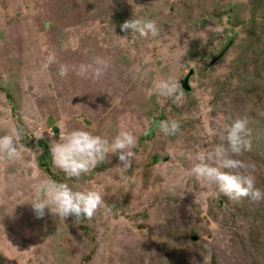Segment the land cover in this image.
<instances>
[{
  "label": "rangeland",
  "instance_id": "rangeland-1",
  "mask_svg": "<svg viewBox=\"0 0 264 264\" xmlns=\"http://www.w3.org/2000/svg\"><path fill=\"white\" fill-rule=\"evenodd\" d=\"M134 18L154 20L159 35L122 31ZM96 57L109 65L99 79L59 76L60 65ZM190 70V91L180 83L178 102L158 101L156 82ZM18 117L34 142L22 137L14 163L0 158V264H83L93 248L87 264L264 262V234L256 247L248 239L264 222V200H230L190 173L197 152L221 143L220 126L244 118L251 149L237 158L255 166L264 192V0H0V135L19 130ZM173 119L176 135L154 126L144 137L154 121ZM58 124L110 143L120 130L137 138L126 171L118 154L79 178L54 166L73 190L99 191L107 216L74 222L32 211L37 187L53 181L38 164L36 136L58 141Z\"/></svg>",
  "mask_w": 264,
  "mask_h": 264
},
{
  "label": "clouds",
  "instance_id": "clouds-1",
  "mask_svg": "<svg viewBox=\"0 0 264 264\" xmlns=\"http://www.w3.org/2000/svg\"><path fill=\"white\" fill-rule=\"evenodd\" d=\"M121 30L138 34L141 38L159 35V28L154 20L134 18L126 20ZM215 32L222 33L223 29L216 27ZM108 62L96 57L92 63L81 64L79 68L70 69L67 65H60L59 76L67 77L70 70L78 76L88 78L89 74L95 79L104 75ZM44 69L48 64L43 65ZM143 76L139 69L136 70ZM135 78V75H134ZM158 101L160 97L178 102L183 93L180 82L175 79H165L154 84ZM156 129L165 136H174L180 131L179 121L161 120L153 122ZM248 121L238 118L231 124L221 125L219 139L221 143L209 151H199L194 157L190 173L197 181L216 185L221 193L233 201L251 199L253 202L264 200V192L256 188V168L241 159L243 152L251 149L247 140L249 135ZM59 140L50 142V152L55 167L59 168L69 178H79L87 175L102 163L109 162L110 154H118L117 168L128 170L135 159L133 149L137 146V138L129 131L120 130L111 140L84 129L66 131L63 124H58ZM49 136L56 133L49 129ZM37 139L43 137L37 135ZM22 132L12 128L4 135H0V158L9 162H16L21 158L19 151ZM122 165V166H121ZM29 203L37 219H42L50 213L54 217L65 220L74 217V222L82 219L91 220L98 211L103 209L107 216L111 209L105 207L102 194L96 190L75 191L66 183L46 181L37 187L35 198Z\"/></svg>",
  "mask_w": 264,
  "mask_h": 264
},
{
  "label": "trees",
  "instance_id": "trees-1",
  "mask_svg": "<svg viewBox=\"0 0 264 264\" xmlns=\"http://www.w3.org/2000/svg\"><path fill=\"white\" fill-rule=\"evenodd\" d=\"M257 9H258V6H256L254 4L253 5L254 13H255V11ZM247 88H248V86H246V89ZM6 93H7L9 98H12V95H11V93L8 90H6ZM17 119H18L17 120L18 121V128L22 132V137L24 136L29 143L34 142V138H30V136H27V129H26V127L23 124V120L20 117H18ZM154 126H155V124H153V126L150 128L148 134L144 135V137H152V135L154 133ZM36 144L41 148V152H40V154L38 156V164H39L40 168L43 171H45L46 173H48L49 176L52 178V180L54 182L62 183L63 182L62 180H63L64 177H63V175H61L60 173L55 171L54 164H53V161H52L51 152H50V144H49V142L47 141V139L42 138ZM102 167H104V166H102ZM221 203L222 202L220 200H218L217 204L221 205ZM258 215L259 216H264V210L260 209ZM145 216H147V214H145ZM82 227H83L84 232L89 235L91 241L94 244H96L97 243L96 242L97 238H96V234L95 233L91 234V232H93L92 228L87 226V225H83ZM248 232H249L248 239L251 240V242H253L252 244L256 247L257 242L262 240L261 236L264 234V222H263L262 226L259 227L258 229L253 227L251 229H248ZM172 244H175V242H172ZM167 245L170 246L169 244H167ZM163 249H166V245L165 244H162L161 251ZM95 251H96V248L95 249L93 248L91 250V252L87 256H85L83 264H87V262H89L92 259V256H93ZM254 264H264V262L260 263L258 260H256L254 262Z\"/></svg>",
  "mask_w": 264,
  "mask_h": 264
},
{
  "label": "water",
  "instance_id": "water-1",
  "mask_svg": "<svg viewBox=\"0 0 264 264\" xmlns=\"http://www.w3.org/2000/svg\"><path fill=\"white\" fill-rule=\"evenodd\" d=\"M230 45V43L227 45V47ZM224 52H225V49L215 58V59H218V58H220L223 54H224ZM212 61H214V60H212ZM193 73H194V70H190L189 71V73L184 77V78H182L181 80H180V83H181V85H182V88H183V90H185V91H190L191 89H192V86H191V84H190V78H191V76L193 75ZM49 122L50 123H52L53 122V120L50 118V120H49ZM57 130V129H56Z\"/></svg>",
  "mask_w": 264,
  "mask_h": 264
}]
</instances>
